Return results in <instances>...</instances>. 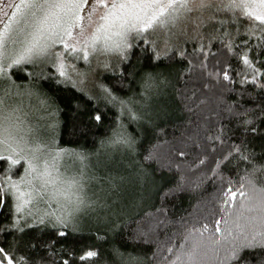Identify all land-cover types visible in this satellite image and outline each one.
Masks as SVG:
<instances>
[{"label":"snow or ice","instance_id":"1","mask_svg":"<svg viewBox=\"0 0 264 264\" xmlns=\"http://www.w3.org/2000/svg\"><path fill=\"white\" fill-rule=\"evenodd\" d=\"M0 12V264H76L77 242L69 235L81 233L85 217L95 220L97 240L120 234L122 213L114 206L128 178L116 171L113 154L136 150L123 118L154 125L151 101L170 84L155 71L165 61L180 66L181 78L198 71L205 89L223 74L240 90L226 108L227 124L206 135L213 152L209 171L220 182L213 199L222 201L223 216L214 221V231L208 223L183 221L179 246L158 244L151 259L252 264L253 253H264V0H0ZM38 80L69 93L85 125H103L115 109L96 153L60 149L26 121L24 97L36 98L53 121L47 127L58 126L59 108L34 86ZM109 166L105 183L92 190L100 181L95 170ZM137 176L143 180V169ZM237 195L242 199L233 208ZM156 212L164 214L158 223H167L166 209ZM144 235L138 231L129 239ZM109 251L105 264L149 259L115 244ZM90 258L98 252L79 256L81 262Z\"/></svg>","mask_w":264,"mask_h":264},{"label":"trees","instance_id":"2","mask_svg":"<svg viewBox=\"0 0 264 264\" xmlns=\"http://www.w3.org/2000/svg\"><path fill=\"white\" fill-rule=\"evenodd\" d=\"M216 50L212 49L214 52ZM179 67L165 61L155 69L168 76L170 84L151 101L154 125L148 127L127 120L124 122L136 141L133 155L135 167L138 171L143 169L150 186L144 204L135 212L121 217L123 223L119 235L109 233L106 240H97L96 229L81 231L76 236L70 234L69 240L77 242L76 264H105L106 260H111L109 249L113 244L122 251L148 257L147 264H155L151 257L158 251V244L171 241V244H165V249L167 246H179L185 231L183 221H188L190 226L191 222L198 220L197 227L208 223L214 231V221L223 216L219 210L222 201L213 199L220 195V182L213 179L209 171L213 152L206 135L209 132L215 134V127H219L221 122L227 124L226 108L238 99L236 93L240 85L224 81L221 74L219 82L213 80L210 87L205 89L203 84L206 81L198 71L181 78ZM184 71L187 72V68ZM34 82L36 87L52 97L54 107L59 108L56 118L60 146L91 150L109 134L108 125L114 119L115 109L107 113L103 125H85L81 123L80 116L74 113L69 103V93L51 87L44 80ZM216 147L219 149L220 145ZM181 152L183 155H180ZM150 154L152 158L145 160ZM234 179L238 180V177ZM240 199L238 195L232 199L233 208ZM161 206L166 209L167 217V223L163 224L158 221L164 218V214L156 212ZM225 210H228L227 205ZM205 216L207 220L202 218ZM138 231L145 235L139 240H130L132 234ZM145 240L149 242L145 243ZM88 250L97 251L98 258L81 262L79 256ZM261 258H264V253H253L252 264H260Z\"/></svg>","mask_w":264,"mask_h":264},{"label":"rangeland","instance_id":"3","mask_svg":"<svg viewBox=\"0 0 264 264\" xmlns=\"http://www.w3.org/2000/svg\"><path fill=\"white\" fill-rule=\"evenodd\" d=\"M5 2H8V0H5ZM7 11V9H5ZM11 14L10 12L8 13ZM3 12H0V27H2L3 24ZM93 64H95V60H93ZM78 67H83V62L81 61L78 64ZM27 81H19V83H26ZM34 86L36 87V83L34 82ZM15 91V89H13ZM24 112L27 113V116L25 117L26 121L30 123L32 126L36 127L39 134L47 139H50L54 142L55 146H57L60 149H65L67 152H83L85 154L88 153H96L97 149L100 147V144L96 146L94 149L91 150H84L78 147H64L60 146L58 144L57 139V127L55 129H49L47 125L49 123H52L53 121H50L46 118V113L44 110L40 107L39 102L36 100V98L28 99L27 97H24ZM127 118H123V122H125ZM55 121L57 122V118L55 117ZM128 121V120H127ZM129 122V121H128ZM134 153H128L127 151L121 153L119 151L115 152L113 154V159L115 161H119V165L116 167V171L123 174L125 177L128 178V182L124 184L123 191L121 194L120 200L116 203L115 210L119 213H122V216L129 215L130 213H133L138 209V207H141L144 204V197L146 196L148 190H149V182L145 178L146 176H143V180H141L138 176V170L136 169L135 162L133 160ZM68 164L72 163V160L68 157L65 158ZM101 160L106 159V157L101 154L100 156ZM97 157L95 155L91 156V162L93 165L96 164ZM112 170V166H109L108 169L105 168H99L96 171V175L100 177L99 183H94L92 186V190H95L99 188L101 185L105 183L104 177L108 174L109 171ZM115 199V197H113ZM109 204L112 203V200L110 199L108 201ZM109 211H111L109 209ZM100 214H104V210H100ZM90 229H96V223L95 220H89L88 217H85L82 221V231L90 230Z\"/></svg>","mask_w":264,"mask_h":264}]
</instances>
